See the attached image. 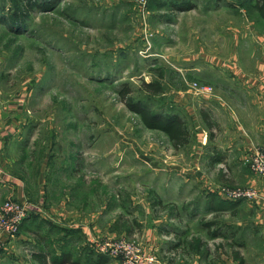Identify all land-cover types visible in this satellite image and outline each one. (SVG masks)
Listing matches in <instances>:
<instances>
[{
    "label": "rangeland",
    "instance_id": "374dc122",
    "mask_svg": "<svg viewBox=\"0 0 264 264\" xmlns=\"http://www.w3.org/2000/svg\"><path fill=\"white\" fill-rule=\"evenodd\" d=\"M174 1L180 0H0V126L11 125L17 107L22 130L11 171L25 182L28 200L0 193V213L7 201L28 209L17 233L6 224L11 217L0 223L1 264L17 252L12 241L24 232L31 207L41 212L42 233L46 224L93 220L94 255L102 253L98 245L119 250L118 257L106 255L119 264L261 263L256 201H235L232 217L212 214L215 191L200 172L191 173V184L184 179L197 147L203 144L204 153L215 147L217 105L243 92L237 81L245 75L255 77L250 56L260 46L255 35L264 46V19L254 0H195L186 11ZM150 82L164 92L144 91ZM132 103L179 115L190 143L175 149L163 132L143 124ZM203 111L216 128H208ZM251 187L262 185L237 179L218 192L226 197ZM62 205L67 219L56 214Z\"/></svg>",
    "mask_w": 264,
    "mask_h": 264
},
{
    "label": "crops",
    "instance_id": "0c3cea01",
    "mask_svg": "<svg viewBox=\"0 0 264 264\" xmlns=\"http://www.w3.org/2000/svg\"><path fill=\"white\" fill-rule=\"evenodd\" d=\"M63 1L61 0V3ZM187 1H174L172 4H178L179 6ZM188 2L194 6L197 5L195 0H189ZM216 5L220 7L226 6L223 1L217 2ZM235 36L236 38L239 37V35ZM254 38L258 45H260L257 48L258 50L255 49L250 56L254 60L252 62L255 69L253 76L255 77H251V81H249L247 79L248 75H245L247 76L245 81H237L243 92L237 93L234 99L227 102L220 101V105H217V107L221 108L218 109L216 107L217 110H221V112L216 111L217 117L221 118V122L219 121L220 126L216 134L217 141L214 144L215 147L209 153L203 152L205 148L203 144L197 147L200 153L199 157L194 160L191 159V163H188L190 168H188L189 174L184 179L185 183H188L194 177L191 173H195V169L196 172H200L198 173L199 180L204 183V186L215 191L212 195L215 198H213L215 205L210 207V213L212 214L230 212V216L232 217L233 214L235 215L239 212L237 203L229 201L218 192L219 188L227 184V182L233 183L237 179L238 181L242 179V183L255 187L260 188L262 185L261 177L250 174L247 166L249 165L247 159L250 158L256 149L264 147V78H261L264 77V73L256 72L258 69L264 70V46L261 41L262 38L259 36L257 38L256 35ZM232 60H237L241 64L236 58H232ZM233 83H236V81H233ZM17 100L16 102L19 103L26 102L22 98H18ZM14 108L16 111H13L11 125L0 126V193L1 198L12 197L20 202H28L26 200L25 182L12 173L13 165L16 164L18 156L16 145L21 139L20 132L22 130L19 125H16V120L17 118L19 119V113L21 112L17 111V107ZM14 108H11V110H14ZM203 117L209 129L216 128L211 122L209 115L204 111ZM202 154L204 159H201ZM196 166H199V168ZM189 184L191 183L189 182ZM207 195L204 194V197H201L206 203ZM209 198L211 197L209 196ZM256 204V218L258 220L256 228L261 229L259 238L262 243L260 245L264 249V202L256 201ZM30 210L28 219L22 227L24 232L20 233L12 241L17 252L13 251L14 255L8 256L7 264H119L118 261L106 255H94V249L89 244L93 241L94 236L97 235V231L99 230H96V228L99 227L94 225L93 220H87L86 222H74L73 220L70 224H46L42 233L38 231L39 223L36 222L41 212L38 211L37 207H31ZM68 211L62 205L56 209V214L63 219H67L70 215V211ZM39 218L41 219V217ZM43 221L41 219V222ZM33 222L36 223V227H33ZM226 224L235 226L237 223L231 221ZM50 225L54 227H50ZM48 238L56 241L55 247H52L48 242ZM156 238H158V242H156ZM156 238L154 244L157 246L155 247L157 251L160 250L159 240L161 239L159 237ZM35 239L41 241L43 244L40 247L34 245ZM255 259H259L260 264H264V251L262 254L256 253Z\"/></svg>",
    "mask_w": 264,
    "mask_h": 264
},
{
    "label": "trees",
    "instance_id": "16d2710c",
    "mask_svg": "<svg viewBox=\"0 0 264 264\" xmlns=\"http://www.w3.org/2000/svg\"><path fill=\"white\" fill-rule=\"evenodd\" d=\"M21 1L23 2L25 0H21ZM254 2H256L254 5L255 8L257 9V11H259L258 13L264 19V0H254ZM25 6L27 10V3L25 4ZM173 7L176 8L177 10L186 11V10H190L193 7V5L187 1L179 6L178 4H173ZM43 9L45 10V8ZM22 25L25 26L24 23H22ZM142 86H143V90L152 96H158L164 92L163 86L158 82L143 83ZM126 88L127 89H124L122 91L124 97L126 96L128 97L131 92L128 86H126ZM130 107L131 110L134 111L140 117L141 121L147 128L159 130L163 132L168 137L172 146L175 149L182 148L190 143L191 136L188 126L186 124V121H184L179 115L176 114L165 115L159 112L150 113L148 110H146L144 107H142V105L138 103H132ZM158 204H162V202L159 201ZM205 225L206 227L212 226L211 223ZM236 256H237L236 258L239 259V254ZM241 260L243 259L241 258Z\"/></svg>",
    "mask_w": 264,
    "mask_h": 264
},
{
    "label": "built area",
    "instance_id": "2783aa9c",
    "mask_svg": "<svg viewBox=\"0 0 264 264\" xmlns=\"http://www.w3.org/2000/svg\"><path fill=\"white\" fill-rule=\"evenodd\" d=\"M247 162L250 166V168L256 173L259 174V176L262 178V188L261 189H255L254 187L249 188L248 190L242 191V190H229L226 191V198L229 201H262L264 202V147L256 149V151L250 156V158L247 159ZM28 209L25 207V205H22L20 203L7 201L1 210L0 213V223L4 222L6 220V217H11L10 220L6 222L8 228L11 229L12 233H17V228L19 223L26 218V213ZM98 247L101 250V254L118 257L120 256L119 250H110L106 246ZM129 246L123 245L122 249H128ZM121 249V250H122ZM124 260V259H123ZM124 264H133V262H126L123 261Z\"/></svg>",
    "mask_w": 264,
    "mask_h": 264
}]
</instances>
